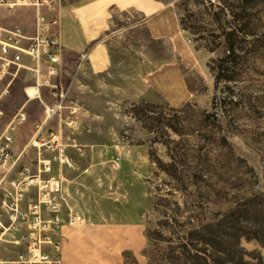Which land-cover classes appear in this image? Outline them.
<instances>
[{
    "label": "rangeland",
    "instance_id": "374dc122",
    "mask_svg": "<svg viewBox=\"0 0 264 264\" xmlns=\"http://www.w3.org/2000/svg\"><path fill=\"white\" fill-rule=\"evenodd\" d=\"M73 1L55 0L52 8L19 6L6 12L5 25L11 30L20 27L23 33L32 35L40 28V17H44L51 21L49 31L59 42L62 61L58 78L59 83L70 84L69 106L51 127L62 130L72 158L73 164L65 167L64 174L69 207L82 216L77 224L88 220L91 209L101 210L100 196L94 188L102 183H113V205L119 212L133 210L130 219L119 222L143 223L146 234L162 217L157 206L162 195L172 192L180 200H196V195L185 189L193 181L180 182L152 159L151 150L165 161L171 157L164 143L152 142L155 133L139 118L143 113L136 106L146 102L161 103L150 107L154 109L151 115L169 116L184 137L206 152L207 163L185 171L186 176L197 175L198 183H204L208 193L203 198L214 204L237 203L247 191L264 193V0H162L169 5V15L181 20L183 28L176 43L154 38L142 22L138 7L116 4L109 27L82 48L61 40V9H68ZM231 11L243 14L238 21L248 24L257 34L241 42L235 60L217 78L218 69L214 71L212 65L229 52L223 29L232 25ZM175 74L182 79L180 91ZM187 81L198 92L189 99L192 105L178 112L172 106L187 102ZM34 83L27 68H12L0 80V103L4 107L0 133L11 126L17 154L26 149L37 123L44 117L43 100L27 93ZM179 93L178 101L170 100L169 94ZM202 109L215 112L218 119L211 116L200 122ZM20 112L26 113V120H19ZM71 117L75 122L68 125ZM153 122L159 136L167 135L166 129L172 137L181 136L171 127L164 128L159 119ZM208 129L213 132L205 133ZM222 134L228 143L220 138ZM36 155V149H30L24 160ZM9 163L0 165V172L6 171ZM93 199L97 202L91 206ZM253 216L263 218L264 213L255 212ZM180 239L205 245L210 253L220 247L206 244L208 239L203 235L165 230L155 234L154 244L149 240L143 249L125 251L126 263L171 264L170 245ZM225 239L229 248L224 256L234 255L235 260L207 257L209 264L240 262V254L231 246L234 239ZM241 244L263 256L259 260L246 254V259L264 264V241L243 236ZM0 247L5 258L14 257L20 249L9 235L4 236ZM184 263L197 261L186 259Z\"/></svg>",
    "mask_w": 264,
    "mask_h": 264
},
{
    "label": "built area",
    "instance_id": "2783aa9c",
    "mask_svg": "<svg viewBox=\"0 0 264 264\" xmlns=\"http://www.w3.org/2000/svg\"><path fill=\"white\" fill-rule=\"evenodd\" d=\"M55 0H0V80L21 68L30 70L35 83L29 97L44 103L43 120L37 123L24 151L14 150L10 127L0 133V165L10 161L0 172V242L9 235L20 246L14 257L5 258L0 247V264H64L61 255L62 228L65 220L78 223L81 214L69 207L64 169L72 165L62 130L51 127L63 116L68 105L70 84L59 83L60 45L49 31L51 21L40 17V28L26 35L20 27L14 30L3 22V12L19 6L53 7ZM76 111L72 109V113ZM4 107L0 103V119ZM20 121L27 119L20 112ZM75 118L71 117L68 125ZM30 149L37 155L24 160Z\"/></svg>",
    "mask_w": 264,
    "mask_h": 264
},
{
    "label": "trees",
    "instance_id": "16d2710c",
    "mask_svg": "<svg viewBox=\"0 0 264 264\" xmlns=\"http://www.w3.org/2000/svg\"><path fill=\"white\" fill-rule=\"evenodd\" d=\"M218 14V13H217ZM243 14L238 11H231L232 23L231 27H224L223 32L226 36L229 52L226 56L219 58L212 65L214 71L218 69L217 78H220L221 71L227 64L234 61L241 50V42L249 39L250 35H256L257 33L253 29L249 28L248 24H242L239 19H242ZM189 105H192L190 101L184 102L179 106H172L174 110L178 112L185 110ZM161 106V103H143V105L136 106L143 116H139L143 120L145 126L153 133L152 142H162L168 147V152L171 157L169 161H165L155 151L151 150V157L157 163L158 167L165 170L169 175L174 176L175 179L182 183L193 181L190 186L185 187L191 194L196 195V200L190 201L189 199L180 200L175 197L174 193L169 192V196H161L157 202V206L162 214V217L158 220V225L150 229L147 232L148 239L154 244L155 234H161L165 230L168 231H182L185 234L203 235L210 241H206V244L213 245L218 244L220 247H216L217 251L209 252V249L205 245H200L190 239H180L173 241L171 244V256L173 260L171 264H185L184 260H195V264H206L209 262L207 257H213L220 261H233L234 255L229 257L224 256L228 254V245L226 244V237L233 238L234 241L231 246L234 251L240 254V262L238 264H257L255 261H251L245 258L246 254H251L255 259H262V254L251 253L246 247L241 244V238L244 236L248 239L257 238L264 241V217L258 218L253 216V213H264V193L260 194L245 193V195L236 201H226L224 203H211L209 200L203 198L208 193L204 183H198L200 180L197 175H191V177L185 175L186 170H191L196 165L200 166L205 162L204 149L197 148L195 142L189 141L190 138H186L180 133L177 127L172 123L169 116L160 115L153 116L151 112L154 109L150 107ZM149 110V112L147 111ZM200 122L207 121L211 116L217 114L209 111V109L200 110ZM157 118L161 124L165 127H171L181 136L179 138L172 137L167 131V135L159 136L157 134L156 127L153 125V119ZM209 126V125H208ZM213 129L205 130V133H211ZM199 136V135H198ZM221 139L228 143L226 135H221ZM207 155H209L207 153ZM194 157L191 162L187 159ZM198 158V159H197ZM205 165V164H204ZM252 171L255 172L254 168ZM196 172V170L194 171ZM194 186V187H193ZM187 191V192H188ZM171 195V196H170ZM200 196V197H198ZM257 218V219H256ZM209 236V237H208ZM201 239L202 238H197ZM206 255V256H205ZM183 261V262H182ZM259 263V261H258ZM187 264V263H186ZM209 264V263H208ZM263 264V263H262Z\"/></svg>",
    "mask_w": 264,
    "mask_h": 264
},
{
    "label": "crops",
    "instance_id": "0c3cea01",
    "mask_svg": "<svg viewBox=\"0 0 264 264\" xmlns=\"http://www.w3.org/2000/svg\"><path fill=\"white\" fill-rule=\"evenodd\" d=\"M116 4L122 8L133 5L138 7L142 12V22L154 38L169 39L176 43L181 37L183 28L181 20L169 15V5L162 0H75L67 5L68 9L63 7L61 9V40L82 48L109 27L113 5ZM67 10L70 14H66ZM6 12H3L4 24L8 17ZM176 77L180 91L182 79L179 74ZM185 85L190 93L186 99L189 101L191 95L198 91L191 88L188 81ZM173 90L176 89L173 88ZM169 96L173 101L181 98L180 93L169 94ZM94 190L98 197L100 196L98 201L101 204V210L91 209V216H87L88 220L79 224L65 220L61 238L63 263L127 264L125 251L136 252L143 249L149 242L144 224L119 222V220L130 219L133 210L127 208L119 212L117 205H113V183H102ZM82 198L85 201L86 198ZM95 199L89 202L91 206L97 202Z\"/></svg>",
    "mask_w": 264,
    "mask_h": 264
}]
</instances>
